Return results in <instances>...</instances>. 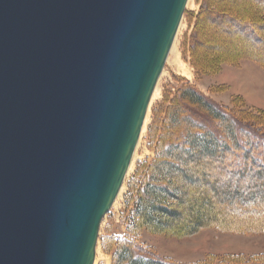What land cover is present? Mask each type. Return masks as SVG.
Masks as SVG:
<instances>
[{
  "label": "water",
  "instance_id": "obj_1",
  "mask_svg": "<svg viewBox=\"0 0 264 264\" xmlns=\"http://www.w3.org/2000/svg\"><path fill=\"white\" fill-rule=\"evenodd\" d=\"M189 0H0V264H94Z\"/></svg>",
  "mask_w": 264,
  "mask_h": 264
},
{
  "label": "trees",
  "instance_id": "obj_2",
  "mask_svg": "<svg viewBox=\"0 0 264 264\" xmlns=\"http://www.w3.org/2000/svg\"><path fill=\"white\" fill-rule=\"evenodd\" d=\"M224 1L203 0L197 15L191 52L193 65L198 71H201L202 65L198 46L204 42L199 34L205 19H211L213 24L219 26V31L231 33L235 30L237 34L233 35L236 37L247 38L255 45L257 51L254 55L264 60L260 48L264 45L261 36L264 33V0H253L258 4L260 19L245 18L236 9H227ZM258 50L262 53L261 58ZM165 103L168 106L161 105V113H165V116L158 130V111L161 108L154 109V121L149 132L157 142L156 156L150 164L139 167V175L130 183L128 204L131 201L134 203L127 222L128 234L117 237L112 264H183L162 257L151 246L138 243L143 230L182 237L214 225V216L207 209L212 200L204 193L192 191L190 186L208 183L210 172L226 169L224 164L228 159H238L242 164L235 166L234 171H227L230 175L225 180L227 195L243 191L246 186H235L237 189L234 191L230 183L236 184L248 173L250 177L264 178V126L261 122H252L240 116L242 113L236 114L214 102L188 81L177 89L170 100L165 99ZM188 109L196 111V116L191 115ZM196 117H200V121ZM216 122L222 128L220 134L210 128L209 124L216 125ZM198 167L200 169L196 170ZM240 174L243 175L235 181L234 177ZM251 194V198L264 201V187L261 193ZM180 208H187L191 215L186 219ZM103 248L107 250L104 245ZM192 264H264V255L248 262L231 259Z\"/></svg>",
  "mask_w": 264,
  "mask_h": 264
},
{
  "label": "rangeland",
  "instance_id": "obj_3",
  "mask_svg": "<svg viewBox=\"0 0 264 264\" xmlns=\"http://www.w3.org/2000/svg\"><path fill=\"white\" fill-rule=\"evenodd\" d=\"M203 0H192L188 2L178 34L176 35L178 51L181 59L191 70V77L178 73V71L167 60L164 70L160 76L157 87L160 96L155 99L151 106V120L146 133L140 138L136 150V166L134 172L126 181V189L119 199L118 204L110 209L105 216L100 229V243L104 254L110 255L113 259V251L116 248V239L119 236L127 235V222L131 216L133 201L129 202L131 193L130 183L133 178L139 175L141 165L150 164L156 156V143L149 132L154 121V109L158 111V125L164 119L165 113H161L162 106H168L165 99H171L177 89L187 81L196 87L198 91L205 94L214 102L233 110L235 113H242V117L252 122H261L264 126V60H259L254 55L255 45L247 38H238L235 30L231 33L219 31V26L212 23L211 19H205L201 23L199 38L203 45L198 46L201 71H198L192 61L193 33L197 23V15L201 9ZM227 9H236L243 17L259 18L258 4L253 0H226L223 4ZM230 6V7H229ZM230 10V11H231ZM232 11V13H236ZM237 14V15H238ZM264 40V33H261ZM178 39V40H177ZM262 52L264 53V45ZM259 51L261 58L262 53ZM202 52V53H201ZM207 60L204 61L203 59ZM162 105V106H161ZM191 115L196 116V111L188 109ZM160 112V113H159ZM237 114V113H236ZM186 115L187 112H186ZM197 118V117H196ZM196 120L200 121V117ZM209 124L210 128L217 134L222 128ZM258 130L260 127H256ZM261 130V129H260ZM244 134V132L242 133ZM226 140V139H225ZM229 141V140H227ZM240 160L228 159L224 164L226 169H218L210 172L209 182L205 185H192V191H198L208 195L212 200L207 209L214 216V225L202 229L190 236H175L170 233H155L143 230L138 237V243L153 247L154 251L164 258L171 259L178 263L192 264L202 262H217L225 260H240L243 262L264 255V201L251 198V193H261L264 187V178L247 176L240 178V181L230 183L235 186L245 187L239 194L227 195L226 182L229 173L234 171L235 166H240ZM200 169L198 167L196 170ZM254 184V186L252 185ZM250 185V188H247ZM204 191V192H203ZM204 197V196H203ZM210 207V208H209ZM187 219L191 214L187 208H180ZM106 247V251L103 248Z\"/></svg>",
  "mask_w": 264,
  "mask_h": 264
},
{
  "label": "bare ground",
  "instance_id": "obj_4",
  "mask_svg": "<svg viewBox=\"0 0 264 264\" xmlns=\"http://www.w3.org/2000/svg\"><path fill=\"white\" fill-rule=\"evenodd\" d=\"M189 1L191 2L192 0H189ZM177 46H179V45H177V42H174L167 60L178 71V73H181L183 75L191 77L192 72L189 69L188 65L186 63H184V61L181 59L180 51H178V47ZM159 96H160V90L156 86V89H155V91L153 93V96L151 98V102H150V105H149V108H148V111H147L146 119H145V122H144V126L142 128V132H141L140 138L147 131L148 124L150 123V120H151V106H152V103ZM139 141H140V139H139ZM136 150H137V148H136ZM136 150H135V153H134L130 168H129L128 172H127L125 181H124V183H123V185H122V187L120 189V192L118 194L117 199L115 200V202L113 204L114 206H116L118 204L119 199L122 197V195H123V193H124V191L126 189V181L128 180L127 178H129L131 176V174L134 172V169H135V166H136V160L138 159V158H136ZM94 264H112L111 256L110 255H106V253L104 254V252H103V249H102V246H101V243H100V239L98 241V245H97V248H96V258H95Z\"/></svg>",
  "mask_w": 264,
  "mask_h": 264
}]
</instances>
